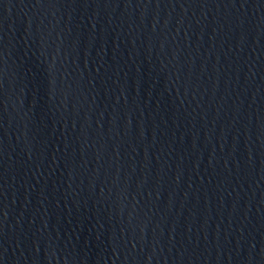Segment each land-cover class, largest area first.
<instances>
[{"label": "water", "instance_id": "95a60500", "mask_svg": "<svg viewBox=\"0 0 264 264\" xmlns=\"http://www.w3.org/2000/svg\"><path fill=\"white\" fill-rule=\"evenodd\" d=\"M0 264H264V0H0Z\"/></svg>", "mask_w": 264, "mask_h": 264}]
</instances>
